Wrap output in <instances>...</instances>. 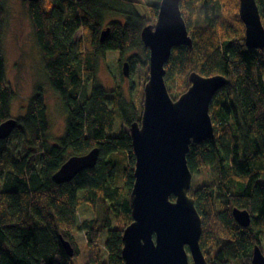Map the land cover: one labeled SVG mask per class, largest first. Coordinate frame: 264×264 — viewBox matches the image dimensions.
<instances>
[{
	"label": "trees",
	"instance_id": "trees-1",
	"mask_svg": "<svg viewBox=\"0 0 264 264\" xmlns=\"http://www.w3.org/2000/svg\"><path fill=\"white\" fill-rule=\"evenodd\" d=\"M27 2L43 68L65 110V129L56 142H49L44 93L38 89L29 97L18 126L0 139V165L13 140L28 143L23 155L11 159L8 169L0 170V264H71L60 237L72 244L73 257L77 256L72 232L79 222L91 262L98 264L100 254L93 255L91 249L99 250L98 234L104 231L106 257L101 264H123L122 230L132 220L128 196L124 195L134 182L135 158L129 131L109 133L116 113L125 125L132 122L128 111L133 121H140L142 101L137 109L124 99L119 86L106 90L96 77V61L108 50L122 56L142 48L143 65L148 64L149 50L142 43L141 30L156 19L158 4L148 5L153 16L148 19L138 13L133 0ZM4 3L0 0V122L10 117L14 97L6 85L2 51ZM256 3L264 26V0ZM219 7V0H180L193 43L172 49L165 80L183 82L179 87L182 92L189 85L187 74L191 71L228 79L209 107L214 138L191 144L186 156L190 171L206 169L210 182L192 186L188 194L201 216L199 243L205 257L216 250L213 261L206 257L207 262L250 264L254 244L264 251V49L245 46L238 13L234 17L239 26L236 22L230 25L226 18L221 27L216 17ZM108 14L118 19L106 21ZM105 21L110 32L100 41ZM78 30L84 37L75 40ZM135 62L133 55L129 63ZM93 147H98L99 155L92 168L79 171L64 183L51 179L68 155ZM117 153L127 159L121 184L115 172ZM84 205L97 208L99 227L87 215L80 220L78 210ZM233 207L249 211V225L234 220Z\"/></svg>",
	"mask_w": 264,
	"mask_h": 264
},
{
	"label": "water",
	"instance_id": "water-1",
	"mask_svg": "<svg viewBox=\"0 0 264 264\" xmlns=\"http://www.w3.org/2000/svg\"><path fill=\"white\" fill-rule=\"evenodd\" d=\"M179 5L180 0H160L155 22L141 30V40L150 52L149 78L144 85L140 121L129 126L135 169L129 195L132 220L121 235L123 264H207L199 243L201 216L194 198L188 195L191 173L186 155L190 143L214 137L209 105L228 80L220 74L203 76L193 71L188 89L177 102L171 101L163 78L165 64L174 46H192ZM239 16L247 47L264 49V26L256 1L239 0ZM108 31L101 32L100 41ZM127 68L125 62L124 75H128ZM15 122L13 118L0 122V139L10 134ZM98 155V147H93L83 155L70 156L52 174L53 181L63 183L92 168ZM232 216L244 227L251 220L249 211L238 207L232 208ZM60 238L72 257L74 247ZM250 264H264V252L258 244L253 245Z\"/></svg>",
	"mask_w": 264,
	"mask_h": 264
},
{
	"label": "rangeland",
	"instance_id": "rangeland-1",
	"mask_svg": "<svg viewBox=\"0 0 264 264\" xmlns=\"http://www.w3.org/2000/svg\"><path fill=\"white\" fill-rule=\"evenodd\" d=\"M133 1L138 13H140L142 16H147L148 19L153 18V16H151L150 9H148V5H159L160 2V0ZM219 5L220 7L216 17L219 20L218 22H220L221 27H224L226 24V18L227 22L231 20L229 23L230 25H233V23L236 22V25L239 26L234 17L238 13L239 1L219 0ZM4 10L6 19L2 34V51L5 60V77L7 88L14 92V97L10 103V117L18 119L20 116L24 115L29 97L36 90H41V93H44L43 95L46 103L48 139L50 143H54L64 132L66 115L60 99L49 84L48 77L41 61V55L34 42L32 36V27L28 16V2L24 0H5ZM106 16H108L106 21L117 17V15L111 16V14ZM106 21L102 27V31L109 28V26L106 25V23H108ZM154 22L155 20L150 24H153ZM232 27L236 28L235 26ZM102 31H100V34ZM109 32L110 31H108L105 39L108 37ZM190 35H192L191 32ZM82 37H84L83 31H76L75 40H78V38ZM133 55H135V60H137V62L132 64L129 63V75L124 76L122 73L123 63L125 61H129L130 57ZM143 61L144 56L142 48L133 49L129 52H126L122 56H120L119 51L108 50L105 52L103 57L97 58L96 77L99 83L108 91L119 86L122 89L124 99L129 103L133 102L137 109H139L140 99L143 96V86L148 78L149 70L148 64L146 63L143 65ZM169 85L172 92L175 93L178 92V89L181 85H183V82L174 78L169 83H167V87H169ZM111 107L112 106L110 105V108ZM116 114V122L109 134H116L119 131H129V125H125L122 119H120V115L118 113ZM128 115L130 120L133 121V119H131L132 115L130 111H128ZM27 146L28 143H23L19 139L13 140L11 145L7 148L5 160L4 163L0 165V170L8 169L10 160L23 155ZM115 158L117 162L115 172L118 177V182L121 184L123 183L122 172L123 168L127 165V159L125 160L123 153H117ZM203 181L210 182V177L208 176L206 169L202 170L193 186L200 185ZM128 195L129 190L125 191L124 197H127ZM78 215L80 220L86 215L89 218H93L96 221L97 227H99L98 219L100 218V214L97 212V208L92 209L90 205H84L78 210ZM72 233L73 240L75 242L74 245L78 249L79 253L77 256L71 257V264H96L92 258L91 260H93V262L90 261L89 247L87 246L85 233L80 222L77 224L76 229H74ZM106 238V232H100L97 239L99 250L93 251L91 249L93 255L96 252L100 254V257L98 255L97 258L98 264H101V261H105L106 252L103 248V244ZM261 242L264 244V232L262 233ZM215 253V249L212 250L210 254L207 253L206 257L210 259L207 260L212 262Z\"/></svg>",
	"mask_w": 264,
	"mask_h": 264
},
{
	"label": "bare ground",
	"instance_id": "bare-ground-1",
	"mask_svg": "<svg viewBox=\"0 0 264 264\" xmlns=\"http://www.w3.org/2000/svg\"><path fill=\"white\" fill-rule=\"evenodd\" d=\"M239 1V0H238ZM256 1V0H255ZM257 4V3H256ZM258 6V5H257ZM259 9V8H258ZM179 10L181 11V8H180V5H179ZM181 14H182V12H181ZM259 16H260V13H259ZM183 17V16H182ZM238 17H239V19H240V16H239V5H238ZM184 19V18H183ZM156 20V19H155ZM241 20V19H240ZM241 22H242V20H241ZM262 22V21H261ZM243 23V22H242ZM186 24V23H185ZM263 25V24H262ZM187 26V25H186ZM187 30H188V35L191 37V39H192V35H190V31H189V29L187 28ZM243 40H244V44H245V46L247 47V45H246V43H245V26H244V23H243ZM143 43V42H142ZM192 43H193V40H192ZM143 45L145 46V47H147L144 43H143ZM183 45V44H182ZM187 46V45H186ZM175 47V46H174ZM173 47V48H174ZM148 48V47H147ZM172 48V49H173ZM248 48V47H247ZM172 49H171V54L169 55V57L168 58H171V56H172ZM250 49H255V48H250ZM148 50H149V48H148ZM258 50H261V49H258ZM263 50V49H262ZM149 52V51H148ZM149 56H150V52H149ZM169 60V59H168ZM125 62H128V66H129V61H125ZM124 62V63H125ZM124 63H123V65H124ZM167 63H168V61H167ZM167 63L165 64V74H166V65H167ZM148 66H149V57H148ZM127 70H128V68H127ZM191 72H193V71H191ZM191 72H189L188 74H187V79H188V77H189V74L191 73ZM196 72V71H195ZM122 73H123V66H122ZM198 73V72H197ZM165 74H164V76H163V78H164V80H165ZM123 75H124V73H123ZM128 75H129V73H128ZM128 75H124V76H128ZM212 75H216V74H212ZM212 75H208V76H212ZM221 75V74H220ZM148 78H149V70H148ZM148 78H147V80H146V82L148 81ZM228 80V79H227ZM146 82H145V84H146ZM188 83H189V85H190V82H189V80H188ZM144 84V85H145ZM165 84H166V87H167V82H166V80H165ZM189 85H188V87H189ZM188 87L186 88V90L188 89ZM224 87V86H223ZM222 88V87H221ZM220 88V89H221ZM185 89V88H184ZM169 90V91H168ZM186 90H183L182 92H180L179 91V89H178V92H175V93H173L172 92V90L170 89V85H169V87H167V91H168V95H169V97H170V99H171V101L173 102V103H175V102H177L178 101V99L180 98V96L186 91ZM219 90V89H218ZM217 90V91H218ZM216 91V92H217ZM215 92V93H216ZM215 95V94H214ZM214 95H213V97H214ZM144 86H143V96H142V99H140V102L142 101V106H141V109H140V116H139V119L141 118V114H142V108H143V101H144ZM213 99V98H212ZM211 102H212V100H211ZM211 102H210V105H211ZM46 104V103H45ZM210 105H209V107H210ZM27 107V106H26ZM210 115V114H209ZM9 118H13V117H9ZM210 118H211V116H210ZM7 119V118H6ZM13 119H15L16 120V122H15V125H14V128H16L17 126H18V119H16V118H13ZM134 121H137V120H134ZM133 122V121H132ZM211 122H212V120H211ZM212 125H213V123H212ZM129 126H130V124H129ZM213 129H214V126H213ZM129 135H130V133H129ZM214 138V137H213ZM213 138H211V139H213ZM207 140V139H206ZM205 141V140H204ZM203 142V141H202ZM199 143H201V142H199ZM191 144H195V143H190L189 144V146H188V149H189V147H190V145ZM133 149V148H132ZM91 150V149H90ZM89 151V150H88ZM87 151V152H88ZM87 152H85V153H87ZM85 153H82V154H70V155H68V157L65 159V161L70 157V156H72V155H83V154H85ZM188 153V152H187ZM133 154H134V152H133ZM187 156V155H186ZM134 158H135V155H134ZM61 166V165H60ZM188 166V165H187ZM189 168V167H188ZM59 169V168H58ZM57 169V170H58ZM134 169H135V164H134V168H133V177H134ZM56 170V171H57ZM190 170V169H189ZM202 172V170H199L197 173H192L191 171H190V173H191V176H190V188L193 186V184L196 182V180H197V178L199 177V174ZM52 176V175H51ZM51 179H52V177H51ZM53 180V179H52ZM70 181V180H69ZM67 182V181H66ZM205 181H203L202 183H204ZM64 183V182H63ZM201 183V184H202ZM58 184V183H57ZM60 184V183H59ZM200 184V185H201ZM133 186V185H132ZM189 188V189H190ZM131 189H132V187H131ZM131 189H130V191H129V195H130V192H131ZM189 191V190H188ZM129 195H128V201H129ZM189 195V194H188ZM171 199L173 200L174 199V196H171ZM129 205H130V203H129ZM130 215H131V208H130ZM132 219V218H131ZM125 227V226H124ZM124 229V228H123ZM123 231V230H122ZM104 232V231H103ZM207 264H209L208 262H207Z\"/></svg>",
	"mask_w": 264,
	"mask_h": 264
}]
</instances>
